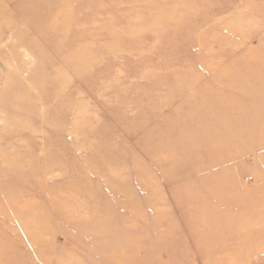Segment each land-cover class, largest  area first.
Segmentation results:
<instances>
[{
    "label": "rangeland",
    "instance_id": "rangeland-1",
    "mask_svg": "<svg viewBox=\"0 0 264 264\" xmlns=\"http://www.w3.org/2000/svg\"><path fill=\"white\" fill-rule=\"evenodd\" d=\"M5 177L0 264H264V0H0Z\"/></svg>",
    "mask_w": 264,
    "mask_h": 264
},
{
    "label": "bare ground",
    "instance_id": "bare-ground-1",
    "mask_svg": "<svg viewBox=\"0 0 264 264\" xmlns=\"http://www.w3.org/2000/svg\"><path fill=\"white\" fill-rule=\"evenodd\" d=\"M12 14V13H11ZM3 69V68H2ZM46 161H49L48 160V158H46ZM8 177H9V180H13L11 183H13V184H10V182H7V181H9L8 180ZM8 177H5V179H6V181L2 184V183H0V188L1 189H4L5 188V183H9L11 186H14V187H16V188H18V186H19V190L20 189H22V187L24 186L23 184V182H22V179H21V176H19V175H10V176H8ZM23 183V184H22ZM18 185V186H17Z\"/></svg>",
    "mask_w": 264,
    "mask_h": 264
}]
</instances>
